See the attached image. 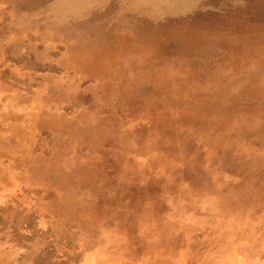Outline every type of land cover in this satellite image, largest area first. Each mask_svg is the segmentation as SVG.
<instances>
[{
  "label": "rangeland",
  "instance_id": "374dc122",
  "mask_svg": "<svg viewBox=\"0 0 264 264\" xmlns=\"http://www.w3.org/2000/svg\"><path fill=\"white\" fill-rule=\"evenodd\" d=\"M0 264H264V0H0Z\"/></svg>",
  "mask_w": 264,
  "mask_h": 264
}]
</instances>
